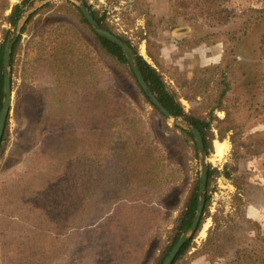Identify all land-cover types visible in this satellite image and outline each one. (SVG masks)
<instances>
[{
	"label": "rangeland",
	"instance_id": "rangeland-1",
	"mask_svg": "<svg viewBox=\"0 0 264 264\" xmlns=\"http://www.w3.org/2000/svg\"><path fill=\"white\" fill-rule=\"evenodd\" d=\"M8 1L23 10L28 0ZM198 1L85 0L162 74L187 113L207 115L219 70L229 72L227 109L213 111L205 149L208 172L216 170L206 183L208 205L176 264H233L253 238L264 243V0H220L216 15ZM65 2L77 7L54 0L29 16L11 62L12 101L0 147V264H153L198 186L197 149L132 78L117 80ZM74 23L85 45L79 41L72 61L84 59L86 108L91 116L96 107L98 119L69 115L44 71L58 58L55 50L65 53V24ZM12 26H1L9 30L6 40ZM97 64L112 76L95 105ZM216 141L228 144L221 157ZM116 144L125 157L114 152Z\"/></svg>",
	"mask_w": 264,
	"mask_h": 264
},
{
	"label": "trees",
	"instance_id": "trees-1",
	"mask_svg": "<svg viewBox=\"0 0 264 264\" xmlns=\"http://www.w3.org/2000/svg\"><path fill=\"white\" fill-rule=\"evenodd\" d=\"M198 2L200 3L204 2L207 5L208 13H210L209 15H216L218 11L221 12L222 10L220 0H199ZM65 3L68 5L69 11L71 12L72 17H75V20L81 25L78 28L82 29L84 32H87V34H89V37L91 36V39L93 40L92 43L96 47L98 54L99 55L104 54L110 59L109 62L111 63V70H112V73L116 75L117 80L119 79V80L124 81L126 77H128L130 80L132 78L137 84V86L139 87L140 93L144 95L145 100L149 102L151 105H153L148 99V97L144 94L139 84L137 83L135 76L129 67L127 58L122 52L121 48L116 43L110 41L109 39L103 38L100 35H98L94 31V29L89 25V23L86 21V19L83 17L82 13L79 11L77 7L73 6L69 2H65ZM50 6L51 5L48 4L44 6L42 9L50 7ZM9 8H10V12L9 14H6L5 11ZM21 10H22L21 3L14 4L10 7V3L8 0H2L1 2L0 29L3 33L4 39L3 41H0V109L2 106V102H3L4 44H5V40L8 35V32H9L8 29L1 28V26L5 22H9L13 25L15 21L17 20V18L19 17ZM39 11H41V9L38 10L37 12ZM92 14L94 15L95 19L104 28L116 34L106 24L107 22H105L102 16H100L96 11H92ZM31 19L32 18H29V20L26 22V25L23 27L22 32L24 29L27 28L28 23L31 21ZM65 26H66L65 32H66V35L68 36L67 41H66V51L64 53L62 49H60V51L55 50V56L57 54L58 58L53 63L44 65V71L46 70L49 76L52 77L54 89H59V91L62 92L63 96H59L57 100H58V103L62 104L64 108L69 109V115L74 116L77 121L87 120L88 118L98 119L99 112L98 110H96V107H95V111H93L91 116H89L87 112L88 109L86 108L87 106L86 102L88 101V99L85 97V93L83 95V87L87 85L85 83V80H87V71L83 69L84 59L83 58L80 59L79 60L80 64H77V66H75L72 61L73 55H74V53H72V50L75 47H78L79 41H81L80 46L84 44V42L78 36V31L80 33V30L77 29V26L75 23L74 25L65 24ZM75 35L78 38L77 40L74 38ZM116 35L131 45V42L129 40H127L126 38H124L123 36L119 34H116ZM18 44H19V39L14 44L13 49H12V54H11L12 65H13V60H15L16 58ZM261 47L262 49H264V34L261 37ZM137 61H138L139 68L145 80L150 84L151 90L156 94L160 102L169 111H171L174 114L183 116L191 124L197 127L202 134L204 147L205 149H207L210 144L211 139H213V136H212L213 134L210 132L213 111L215 109L226 111L227 109V107L225 106L226 100H227V94L231 90V82L227 79L229 72H227L226 70H219L220 67H216L214 69L215 71L219 70V76L216 81L217 86H219V88L217 89L216 96L214 97V99L212 100V102L210 103L208 107L209 109L208 114L203 115V113L199 111H198L199 113L185 112L176 92L171 87H169V85L164 80L162 74L155 67H153L150 63H148L145 59H143L139 55L137 56ZM100 67L101 66H98L97 64L95 69L93 70V74H94L93 90L95 94L94 96L95 105H96V101L101 97L102 93L104 92V86L108 85V82H107L108 78L112 76L106 70H101ZM81 101L83 102L79 104L78 102H81ZM203 104H206V103H203ZM201 109L204 110V106ZM97 132L98 131H94L90 133L96 134ZM90 133L85 132L84 137L86 138L87 134H90ZM112 133L116 134L120 132L112 131ZM182 133L190 139L193 149L196 150L192 134L187 131H182ZM4 137H5V130L2 136L1 143L5 139ZM1 143H0V147H1ZM114 152L117 155L121 154L125 157L124 147L122 146L119 147L118 144L115 145ZM215 171H216L215 169H212L208 172L207 184L209 183L211 175H213ZM197 191H198V186L196 183L194 187L190 190L187 196L183 210L178 215V217L174 220V227L168 236V243H167L166 248H164L163 252H161V255L153 262V264L162 263L165 255L169 252V250L175 244L181 232L189 227L192 217L194 215L195 208H196ZM207 198H209V196L207 197V194H206L205 207H204L203 213L208 205ZM202 219H203V214H202L197 230H199L201 226ZM193 237L194 235L192 236V238ZM191 239L188 240L181 247L180 251L176 255L172 264H176L177 261H179L180 259L184 257V255L187 253L190 247ZM252 241L254 243H252L251 245L246 246L245 248H241L236 251V254L234 255L233 260H232L233 264H264V243H262L263 241L260 242L259 236L258 238L257 237L253 238Z\"/></svg>",
	"mask_w": 264,
	"mask_h": 264
},
{
	"label": "water",
	"instance_id": "water-1",
	"mask_svg": "<svg viewBox=\"0 0 264 264\" xmlns=\"http://www.w3.org/2000/svg\"><path fill=\"white\" fill-rule=\"evenodd\" d=\"M54 1V0H28L25 4L23 10H21L19 17L13 24L11 28L10 35L4 44V53H3V102L0 109V143L2 136L5 130L6 121L11 107L12 101V84H11V54L13 45L16 42L18 35L21 31L26 20L29 16L39 7L44 6L45 4ZM73 2L86 21L91 25L94 31L103 38H107L110 41L116 43L124 53L127 58L129 67L133 72L136 81L141 87L144 94L148 97L150 102L156 107V109L173 124L180 126L185 131L190 132L193 136L194 143L197 149V154L199 157L200 164V174L198 182V191H197V202L194 215L192 217L191 223L187 229L181 232L177 241L165 255L161 264H172L176 255L180 251L181 247L192 238L196 232L198 225L200 223L203 210L205 207V198H206V183L208 175V163H207V154L204 147L203 137L200 130L186 120L183 116L174 114L169 111L158 99L156 94L151 90L150 84L145 80L137 61L136 52L125 42L123 39L119 38L113 32L104 28L100 23L95 19L91 10L87 6L85 0H70Z\"/></svg>",
	"mask_w": 264,
	"mask_h": 264
},
{
	"label": "bare ground",
	"instance_id": "bare-ground-1",
	"mask_svg": "<svg viewBox=\"0 0 264 264\" xmlns=\"http://www.w3.org/2000/svg\"><path fill=\"white\" fill-rule=\"evenodd\" d=\"M228 149V144L225 141H216L215 142V150L219 157L223 156Z\"/></svg>",
	"mask_w": 264,
	"mask_h": 264
},
{
	"label": "crops",
	"instance_id": "crops-1",
	"mask_svg": "<svg viewBox=\"0 0 264 264\" xmlns=\"http://www.w3.org/2000/svg\"><path fill=\"white\" fill-rule=\"evenodd\" d=\"M77 133H79V130H78V132Z\"/></svg>",
	"mask_w": 264,
	"mask_h": 264
}]
</instances>
